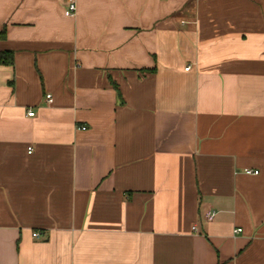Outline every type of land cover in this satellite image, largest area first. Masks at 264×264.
Masks as SVG:
<instances>
[{"label":"crops","instance_id":"obj_1","mask_svg":"<svg viewBox=\"0 0 264 264\" xmlns=\"http://www.w3.org/2000/svg\"><path fill=\"white\" fill-rule=\"evenodd\" d=\"M2 30L0 264H264V0H0Z\"/></svg>","mask_w":264,"mask_h":264},{"label":"built area","instance_id":"obj_2","mask_svg":"<svg viewBox=\"0 0 264 264\" xmlns=\"http://www.w3.org/2000/svg\"><path fill=\"white\" fill-rule=\"evenodd\" d=\"M76 11H77V6L75 3H71L70 5H68L67 9L64 11V14L66 16H73L74 14H76ZM189 67L186 69L188 70ZM46 99L48 100V102H51V95H47L46 96ZM29 116H34V112H29L28 113ZM29 153H31V150L29 151ZM247 174H258L257 171H251V170H246L245 171ZM216 216V212L214 211H210L208 212L206 215H205V219L206 221H213L214 218ZM193 229H196V226L193 227ZM235 232H241V229H238L236 230ZM34 236L35 237H39V234L38 233H34Z\"/></svg>","mask_w":264,"mask_h":264},{"label":"trees","instance_id":"obj_3","mask_svg":"<svg viewBox=\"0 0 264 264\" xmlns=\"http://www.w3.org/2000/svg\"><path fill=\"white\" fill-rule=\"evenodd\" d=\"M5 39V31L0 32V40ZM0 64L6 66L14 65V52L11 50L0 51Z\"/></svg>","mask_w":264,"mask_h":264}]
</instances>
